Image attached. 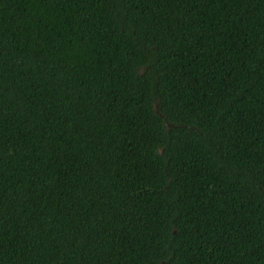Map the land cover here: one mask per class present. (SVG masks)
<instances>
[{"label": "trees", "instance_id": "16d2710c", "mask_svg": "<svg viewBox=\"0 0 264 264\" xmlns=\"http://www.w3.org/2000/svg\"><path fill=\"white\" fill-rule=\"evenodd\" d=\"M0 264H264V0H0Z\"/></svg>", "mask_w": 264, "mask_h": 264}, {"label": "water", "instance_id": "95a60500", "mask_svg": "<svg viewBox=\"0 0 264 264\" xmlns=\"http://www.w3.org/2000/svg\"><path fill=\"white\" fill-rule=\"evenodd\" d=\"M141 69H144V67H141ZM154 109H155V112H156L157 114L163 116V113H162V112L160 111V109H159V103H158V101L155 102V104H154ZM164 122H165V127H166L167 129L172 128V127H177V126H180V127H187V128H191V129H196V127L193 126V125L190 126V125H186V124H184V123H178V124H176V123H172V122L169 121L167 118H164Z\"/></svg>", "mask_w": 264, "mask_h": 264}]
</instances>
